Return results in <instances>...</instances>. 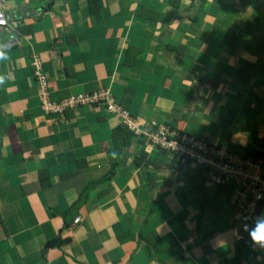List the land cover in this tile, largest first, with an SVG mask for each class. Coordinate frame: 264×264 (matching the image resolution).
<instances>
[{
    "label": "crops",
    "instance_id": "0c3cea01",
    "mask_svg": "<svg viewBox=\"0 0 264 264\" xmlns=\"http://www.w3.org/2000/svg\"><path fill=\"white\" fill-rule=\"evenodd\" d=\"M4 13L0 264H264L233 185L120 131L103 104L46 113L35 64L53 101L108 92L143 132L263 154L264 0H6Z\"/></svg>",
    "mask_w": 264,
    "mask_h": 264
},
{
    "label": "built area",
    "instance_id": "2783aa9c",
    "mask_svg": "<svg viewBox=\"0 0 264 264\" xmlns=\"http://www.w3.org/2000/svg\"><path fill=\"white\" fill-rule=\"evenodd\" d=\"M0 0V20L6 21L0 27L11 26V21L4 13V3ZM36 75L42 84V105L46 113L65 116L71 109L91 104H103L106 110L114 115L136 136L147 138L150 146L167 152L176 158V162L194 164L205 170L215 184H231L235 187L237 200L234 215L245 222H250L257 212L264 208V157H242L230 152H223L211 145L206 139L187 133H180L167 125H159L151 132H143L136 118L120 104L110 100L108 92L97 94H79L62 101H53L47 88V77L43 63L35 57ZM264 154V152H263ZM80 218L75 220L78 223Z\"/></svg>",
    "mask_w": 264,
    "mask_h": 264
},
{
    "label": "clouds",
    "instance_id": "9594fccd",
    "mask_svg": "<svg viewBox=\"0 0 264 264\" xmlns=\"http://www.w3.org/2000/svg\"><path fill=\"white\" fill-rule=\"evenodd\" d=\"M6 21L0 20V25H4ZM6 46L0 45V60L7 59ZM4 83V78L0 77V84ZM243 231L248 234L250 247L254 251H259L264 253V213L256 215L251 218V223H244L242 225ZM236 233L237 238H239V229L233 230ZM217 243L221 246L222 241L219 240Z\"/></svg>",
    "mask_w": 264,
    "mask_h": 264
},
{
    "label": "trees",
    "instance_id": "16d2710c",
    "mask_svg": "<svg viewBox=\"0 0 264 264\" xmlns=\"http://www.w3.org/2000/svg\"><path fill=\"white\" fill-rule=\"evenodd\" d=\"M119 129H120V131H124V129L125 130H127L128 132H130V130L126 127V126H124L123 124H122V128H121V126L119 127ZM131 133V132H130ZM133 133V132H132ZM257 154V155H256ZM259 155H262V153H260V152H252L250 155H248V156H252V157H254V158H256V157H258ZM173 161L174 162H176V158H173ZM200 168V167H199ZM207 174V173H206ZM208 177V176H207ZM208 179L210 180V178L208 177ZM211 181V180H210ZM212 182V181H211ZM212 183H214V182H212ZM215 184V183H214ZM215 185H218V186H221V187H228L229 185H231V184H225V185H223V184H221V185H219V184H215ZM54 244H56L55 243V241H51V242H49L48 243V246H52V245H54Z\"/></svg>",
    "mask_w": 264,
    "mask_h": 264
},
{
    "label": "rangeland",
    "instance_id": "374dc122",
    "mask_svg": "<svg viewBox=\"0 0 264 264\" xmlns=\"http://www.w3.org/2000/svg\"><path fill=\"white\" fill-rule=\"evenodd\" d=\"M120 121V120H119ZM121 122V124H122V121H120ZM260 156H263L264 157V154H262V155H259L258 157H260Z\"/></svg>",
    "mask_w": 264,
    "mask_h": 264
}]
</instances>
